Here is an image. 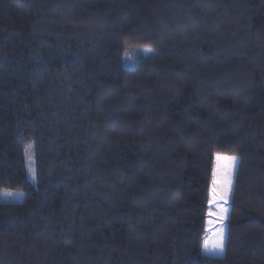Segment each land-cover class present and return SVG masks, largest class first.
Masks as SVG:
<instances>
[{"label": "trees", "instance_id": "16d2710c", "mask_svg": "<svg viewBox=\"0 0 264 264\" xmlns=\"http://www.w3.org/2000/svg\"><path fill=\"white\" fill-rule=\"evenodd\" d=\"M3 192L0 264H264V0H0Z\"/></svg>", "mask_w": 264, "mask_h": 264}, {"label": "snow or ice", "instance_id": "6c2138e0", "mask_svg": "<svg viewBox=\"0 0 264 264\" xmlns=\"http://www.w3.org/2000/svg\"><path fill=\"white\" fill-rule=\"evenodd\" d=\"M218 160L220 159H235V158H228V157H217ZM30 172H32L33 176H34V170L30 169ZM215 174V173H214ZM215 183V181H214ZM225 193H221V196H223ZM0 195H2L6 200L9 196H11L12 194L9 192H3L0 193ZM216 201V193H215V189L213 190V199L212 201H210V204H214ZM222 211H226V210H222ZM209 216H212V212H209ZM213 223V221L210 219L209 220V224ZM209 232V236L205 237L204 239V251L206 253H211L213 255H217V256H223L224 253V241H223V237L221 235V233L217 232L216 229L214 227L209 228L208 229Z\"/></svg>", "mask_w": 264, "mask_h": 264}, {"label": "rangeland", "instance_id": "374dc122", "mask_svg": "<svg viewBox=\"0 0 264 264\" xmlns=\"http://www.w3.org/2000/svg\"><path fill=\"white\" fill-rule=\"evenodd\" d=\"M149 51L148 50H141L140 51V54H139V57H147L149 55ZM138 59V58H133L132 60H130L129 62L125 61V64L124 66L125 67H131L134 65L135 63V60Z\"/></svg>", "mask_w": 264, "mask_h": 264}]
</instances>
